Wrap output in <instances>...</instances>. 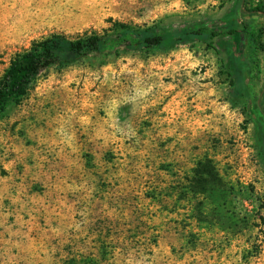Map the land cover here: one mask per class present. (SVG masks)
Here are the masks:
<instances>
[{"label":"rangeland","instance_id":"374dc122","mask_svg":"<svg viewBox=\"0 0 264 264\" xmlns=\"http://www.w3.org/2000/svg\"><path fill=\"white\" fill-rule=\"evenodd\" d=\"M235 2L0 0V76L53 33L220 31ZM245 18L264 46V15ZM226 42L256 64L249 99L228 83ZM259 127L264 51L239 31L42 70L0 112V264H264Z\"/></svg>","mask_w":264,"mask_h":264},{"label":"trees","instance_id":"16d2710c","mask_svg":"<svg viewBox=\"0 0 264 264\" xmlns=\"http://www.w3.org/2000/svg\"><path fill=\"white\" fill-rule=\"evenodd\" d=\"M235 12L239 14L236 25L223 27L220 31H208L205 27H173L154 29L139 27L123 22H113L103 33L69 37L61 33H53L35 40L29 48L17 53L0 76V112L4 111L12 101L22 97L33 76L42 70L61 64L75 62L89 55H98L105 51L142 50L155 47L170 48L190 41L212 42L215 37L226 39L228 35L239 31L245 43L253 52L264 51L261 38L263 29L252 26L246 15H264V0H236ZM226 42L228 52V83L234 94L249 99L247 81L256 64L246 57H237ZM247 110L248 105L245 106ZM258 120L257 123H259ZM258 136L262 142L264 157V131L259 127Z\"/></svg>","mask_w":264,"mask_h":264}]
</instances>
